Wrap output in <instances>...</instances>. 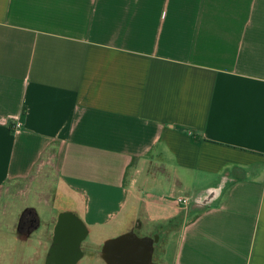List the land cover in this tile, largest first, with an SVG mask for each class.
<instances>
[{"label": "crops", "instance_id": "crops-1", "mask_svg": "<svg viewBox=\"0 0 264 264\" xmlns=\"http://www.w3.org/2000/svg\"><path fill=\"white\" fill-rule=\"evenodd\" d=\"M49 176L51 231L0 221V264H46L63 212L97 237L77 264L128 232L264 264V0H0V200Z\"/></svg>", "mask_w": 264, "mask_h": 264}, {"label": "water", "instance_id": "water-1", "mask_svg": "<svg viewBox=\"0 0 264 264\" xmlns=\"http://www.w3.org/2000/svg\"><path fill=\"white\" fill-rule=\"evenodd\" d=\"M87 235L88 230L74 213H61L56 226L55 245L50 249L47 261L77 264L83 256L81 245ZM153 252L152 240L128 232L107 240L101 256L107 264H152Z\"/></svg>", "mask_w": 264, "mask_h": 264}, {"label": "rangeland", "instance_id": "rangeland-1", "mask_svg": "<svg viewBox=\"0 0 264 264\" xmlns=\"http://www.w3.org/2000/svg\"><path fill=\"white\" fill-rule=\"evenodd\" d=\"M46 181H42L41 179H39L38 181H36L31 186V189H30L31 193L29 196L30 202L25 201L26 197L24 196V194L20 195V196H16V193H17L16 189H11V191L9 193L10 195H4L2 197V199L0 200V221L9 222V223H17V226L20 223L22 215L27 211L25 209L28 206H30V204L37 207V211L39 213L41 223H42V229L35 236L32 237V239L35 240L34 242L36 244L38 243L36 240L37 235H40L43 238L44 237L43 232L46 229H49L51 231V229L53 227V222H55V221L51 220L53 213H55V209L53 210L52 206H50V207L46 206L44 204V202H41L40 204L38 202V201H40V196L45 195V194H43L44 192L47 194V196H48L47 199H49V201L51 200V197L54 194L53 187H52V186H54V182L52 180V177H50ZM43 186H45V187H43ZM46 187L48 188V190L45 189ZM42 198L46 199L45 196ZM50 204H53V199H52ZM111 205H113V204H110V206ZM27 216H30V213H28ZM56 220H57V218H56ZM95 239H97V237H96V234H94V232H93V234H91V236H88L84 242H86L90 246V249L93 248L95 250L96 249V246H95L96 240ZM43 240H46V238ZM86 243L83 244V252L88 251L85 248Z\"/></svg>", "mask_w": 264, "mask_h": 264}, {"label": "flooded vegetation", "instance_id": "flooded-vegetation-1", "mask_svg": "<svg viewBox=\"0 0 264 264\" xmlns=\"http://www.w3.org/2000/svg\"><path fill=\"white\" fill-rule=\"evenodd\" d=\"M36 222H37V218H35L32 214H30V216L24 217L22 220H20V223H19L20 232L23 233V234L31 232V230L34 228ZM56 226H57V224H56ZM56 226H55V230H54V236H53V239H52V243H51V246H50V248L48 250L47 258H49V256H50L49 255L50 249L55 245L54 242H55V238H56ZM46 264H60V262H58V261L48 262L47 261Z\"/></svg>", "mask_w": 264, "mask_h": 264}, {"label": "built area", "instance_id": "built-area-1", "mask_svg": "<svg viewBox=\"0 0 264 264\" xmlns=\"http://www.w3.org/2000/svg\"><path fill=\"white\" fill-rule=\"evenodd\" d=\"M20 128H21V124H17L15 127L16 130H18ZM180 201L183 202L184 204H189L190 199L189 198H181Z\"/></svg>", "mask_w": 264, "mask_h": 264}, {"label": "trees", "instance_id": "trees-1", "mask_svg": "<svg viewBox=\"0 0 264 264\" xmlns=\"http://www.w3.org/2000/svg\"><path fill=\"white\" fill-rule=\"evenodd\" d=\"M193 140H196L195 138H193ZM30 213L32 214L35 218H37V215L35 214L34 210L30 209V210H27L21 217V220L27 216V214Z\"/></svg>", "mask_w": 264, "mask_h": 264}]
</instances>
